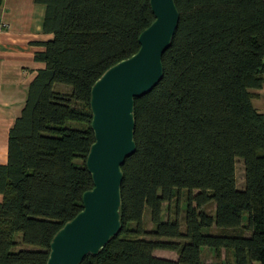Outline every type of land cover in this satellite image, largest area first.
Wrapping results in <instances>:
<instances>
[{"label": "trees", "instance_id": "trees-1", "mask_svg": "<svg viewBox=\"0 0 264 264\" xmlns=\"http://www.w3.org/2000/svg\"><path fill=\"white\" fill-rule=\"evenodd\" d=\"M35 2L46 6L43 29L54 38L35 56L45 67L28 87L0 165V264H47L54 237L84 209L94 188L87 166L96 141L93 86L139 52L155 21L151 0ZM175 3L180 21L163 78L135 99L137 148L122 167L121 231L82 264H205L203 248L215 251L213 264H264V113L254 105L264 86V0ZM182 191L184 225L163 216ZM212 203L215 214L203 209ZM223 251L233 263L222 261Z\"/></svg>", "mask_w": 264, "mask_h": 264}, {"label": "water", "instance_id": "water-1", "mask_svg": "<svg viewBox=\"0 0 264 264\" xmlns=\"http://www.w3.org/2000/svg\"><path fill=\"white\" fill-rule=\"evenodd\" d=\"M155 21L140 36L138 53L107 70L91 95L96 141L87 158L94 188L84 209L54 237L47 264H82L97 255L122 228V167L136 152L135 99L150 93L164 75L163 55L177 31L175 0H151Z\"/></svg>", "mask_w": 264, "mask_h": 264}, {"label": "crops", "instance_id": "crops-1", "mask_svg": "<svg viewBox=\"0 0 264 264\" xmlns=\"http://www.w3.org/2000/svg\"><path fill=\"white\" fill-rule=\"evenodd\" d=\"M45 14L46 6L35 0H4L0 8V24H7L0 35V165L8 162L9 132L24 108L28 87L45 67L35 56L54 38L43 29ZM255 93L254 105L264 113V86Z\"/></svg>", "mask_w": 264, "mask_h": 264}, {"label": "rangeland", "instance_id": "rangeland-1", "mask_svg": "<svg viewBox=\"0 0 264 264\" xmlns=\"http://www.w3.org/2000/svg\"><path fill=\"white\" fill-rule=\"evenodd\" d=\"M55 90L58 92H71V87L62 85V84H57L55 85ZM66 126L70 128H76V129L84 128L83 123L74 122V121H68L66 123ZM77 163L79 164L81 163V161L77 160ZM244 172H245L244 163L243 162L241 163L239 161L237 164V181H238V185L240 188L245 187ZM194 194H196V191L194 192ZM186 208H187V193L186 191H182L178 199L174 200L171 204H165L164 213H163L164 219L165 220H167L168 218L175 219L176 217H178L179 220L184 225ZM203 209H205L210 214H215L216 206L215 204L212 203V204L205 206ZM248 218H249L248 213H245L243 216L245 224L248 222ZM145 222H146V227L148 229H152L154 227L148 213H146ZM205 232L208 233L210 231H205ZM17 239L18 240L21 239L20 234L17 236ZM23 248L31 249V250L37 249V247L29 246L25 244H23ZM155 255L162 257V258H167V259H174V260L178 259V255L176 252L167 251V250H157L155 251ZM203 260L205 264H213V263L218 262V258L216 256L215 251L209 248H203ZM222 261L233 263L234 262L233 254L231 252L223 251Z\"/></svg>", "mask_w": 264, "mask_h": 264}, {"label": "built area", "instance_id": "built-area-1", "mask_svg": "<svg viewBox=\"0 0 264 264\" xmlns=\"http://www.w3.org/2000/svg\"><path fill=\"white\" fill-rule=\"evenodd\" d=\"M6 27H7V24H0V35L3 33Z\"/></svg>", "mask_w": 264, "mask_h": 264}]
</instances>
